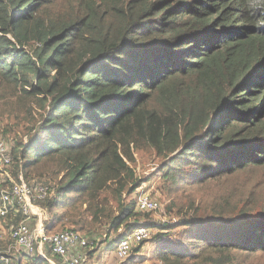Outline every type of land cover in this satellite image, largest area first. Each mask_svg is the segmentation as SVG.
<instances>
[{"label": "trees", "instance_id": "16d2710c", "mask_svg": "<svg viewBox=\"0 0 264 264\" xmlns=\"http://www.w3.org/2000/svg\"><path fill=\"white\" fill-rule=\"evenodd\" d=\"M7 136L11 177L54 188L46 234L92 243L83 264L140 223L126 264H264V0H0ZM137 155L170 222L137 210Z\"/></svg>", "mask_w": 264, "mask_h": 264}, {"label": "built area", "instance_id": "2783aa9c", "mask_svg": "<svg viewBox=\"0 0 264 264\" xmlns=\"http://www.w3.org/2000/svg\"><path fill=\"white\" fill-rule=\"evenodd\" d=\"M13 157L5 139H0V185L9 184L7 188L0 187V220L8 215L20 214L22 220L18 225L13 222L8 224L9 238L12 246L5 254L9 256L12 251L23 252L28 257L37 255L49 264H56L49 256H57L62 264H83L88 245L86 238L69 230L55 234H46L44 221L46 212L37 206V202L43 201L53 193L54 188L48 185H29L19 174L14 180L7 168L11 165ZM137 198V210L140 212L157 211L160 208L158 201L139 185L135 191ZM35 223L32 225V221ZM0 229V239H1ZM152 237V230L146 224L139 226L117 246V257L124 261L129 257L132 246ZM14 249V250H13ZM5 255L0 256L1 264H9Z\"/></svg>", "mask_w": 264, "mask_h": 264}, {"label": "rangeland", "instance_id": "374dc122", "mask_svg": "<svg viewBox=\"0 0 264 264\" xmlns=\"http://www.w3.org/2000/svg\"><path fill=\"white\" fill-rule=\"evenodd\" d=\"M12 138L13 137H11V136H7L4 139L6 140V142L8 141L11 143ZM24 140H25V138H24ZM8 142H7V144H8ZM136 159H137L136 160V166L134 169H135V173H136L137 178L140 180L139 185L144 186V188H146V191L149 192L151 194V196L154 197L158 201V203L160 204V208H159L160 211L153 213V216L150 220L154 221V222H161V223L170 222L168 217L165 216L167 214L165 208H166V204L168 202L164 200L165 196L163 195L162 191L160 190V187L162 185V181H161L160 175H155V173H154L158 169V165H157L156 160H154L153 157L143 158V157H140L138 155H137ZM4 224L6 225V222H4ZM2 227H3V225H2ZM2 233H4V231ZM4 236H6V234H4ZM112 237L116 238V236H112ZM102 243H100L101 246L98 249H96L97 250V251H95L96 254L94 256H92L90 264H126L125 262H123V261L121 262L120 260H118L116 258V253L114 252L115 250L114 251H105V250H107L106 246L104 245V243L103 244ZM154 247L155 246H150V243L146 244L143 251H142V255L145 253H147V255H149ZM95 252H92V254ZM103 255H104V257H103ZM25 258H27V257H25ZM100 258H104V259H100ZM156 263L157 262H154L153 260H150V259H148L144 262H141L139 259H137V260H135L134 263H130V264H156ZM25 264H32V263L28 259Z\"/></svg>", "mask_w": 264, "mask_h": 264}, {"label": "crops", "instance_id": "0c3cea01", "mask_svg": "<svg viewBox=\"0 0 264 264\" xmlns=\"http://www.w3.org/2000/svg\"><path fill=\"white\" fill-rule=\"evenodd\" d=\"M0 229H1V232H3V227L1 225V222H0ZM8 242H9V244H8ZM11 246H12V242H10V239L8 237V234H7V236H4V233H1V239H0V256L5 255L8 252V250L10 249ZM19 252H21V251H19ZM16 253H18V252L12 251V254H10L9 257L5 255L9 259V264H10V261H11V259H10L11 256H14V254H16ZM27 260H28L27 258L22 257V260L19 263L20 264H25Z\"/></svg>", "mask_w": 264, "mask_h": 264}]
</instances>
